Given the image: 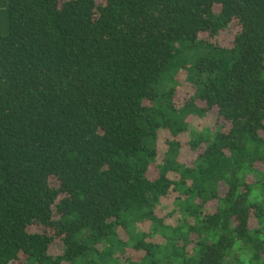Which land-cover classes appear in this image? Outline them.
Here are the masks:
<instances>
[{"label":"trees","instance_id":"1","mask_svg":"<svg viewBox=\"0 0 264 264\" xmlns=\"http://www.w3.org/2000/svg\"><path fill=\"white\" fill-rule=\"evenodd\" d=\"M17 263L264 264V0H0Z\"/></svg>","mask_w":264,"mask_h":264},{"label":"rangeland","instance_id":"2","mask_svg":"<svg viewBox=\"0 0 264 264\" xmlns=\"http://www.w3.org/2000/svg\"><path fill=\"white\" fill-rule=\"evenodd\" d=\"M233 31H235V27H232L231 29L224 31L219 38L217 37V38L211 40V42L216 44V45L219 44V45L224 46V47L230 46L229 44H231V41H232L231 33H233ZM182 87H184V86H182ZM186 96H187L186 93H182V94L179 93V97L177 98V100L183 101ZM213 116H214V114L208 115V118L204 122V126L213 128V126L215 124L213 121ZM161 213H163V212H161ZM161 216H162V214H161ZM167 222L170 224L171 223L173 224V223H175V218H170V219H168ZM51 252L56 253V254L60 253L61 252V245L56 243L55 246H53L51 248ZM17 264H20V263H17Z\"/></svg>","mask_w":264,"mask_h":264}]
</instances>
